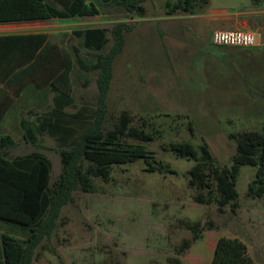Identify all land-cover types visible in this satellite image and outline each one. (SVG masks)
<instances>
[{
    "label": "trees",
    "instance_id": "trees-1",
    "mask_svg": "<svg viewBox=\"0 0 264 264\" xmlns=\"http://www.w3.org/2000/svg\"><path fill=\"white\" fill-rule=\"evenodd\" d=\"M149 0H0V24L47 22L100 15L103 8L142 18ZM257 5L261 0H250ZM209 0H174L164 3L167 14L203 13ZM132 25L116 22L110 29L87 27L67 31H29L0 34V121L16 110V99L31 100L24 120L21 139L34 149L9 157L16 146L15 138L0 134V264H34L45 243L56 236L62 224V209L72 203L74 193H93V181H108L113 165L142 160L149 172H170L145 147L159 132L146 130L150 122L135 119L127 110L113 115L107 96L113 79L116 57L126 44ZM74 37L78 43L71 44ZM83 51V55H81ZM79 68L96 74L94 108L76 107L72 72ZM88 84V81L85 82ZM38 97L51 96L47 109L35 105ZM35 106V107H34ZM73 108V112L68 109ZM23 114V108L18 111ZM189 130L193 131L191 123ZM44 137L56 143L60 172L51 181V161L42 152ZM236 152L229 167L218 165L206 143L197 148L189 142L164 146L177 157L193 160L188 171V188L195 204H215L219 212L226 206L235 213L238 208L235 189L239 169L256 167L255 178L248 186V196H264V126L261 132L243 131L230 134ZM192 236L175 250L181 255L199 239L204 224L181 221ZM208 230L213 223L206 221ZM167 264H181L169 258ZM209 264H256L238 238L219 237Z\"/></svg>",
    "mask_w": 264,
    "mask_h": 264
},
{
    "label": "rangeland",
    "instance_id": "rangeland-1",
    "mask_svg": "<svg viewBox=\"0 0 264 264\" xmlns=\"http://www.w3.org/2000/svg\"><path fill=\"white\" fill-rule=\"evenodd\" d=\"M241 1L210 0L213 6L230 12L241 10ZM160 3L161 0L147 1L144 4L146 15L161 13ZM123 19L133 27L139 24L130 19V15L107 7L99 16L12 23L0 26V32L110 29ZM147 30L148 34L136 31L127 35L125 47L114 61L107 104L113 115L127 110L135 119L149 120L146 130L156 129L159 134L144 145L170 172H149L142 160L113 165L108 181L94 179L93 193H74L72 203L62 209V224L56 236L44 242L46 248L40 251L34 264H167L169 258H179L181 264H209L215 242L222 236L238 238L253 262L264 264V196L253 198L247 194L256 167L243 165L239 169L235 186L238 210L233 213L230 206H226L219 212L215 204L204 206L193 202L188 188V171L193 160L177 157L164 148L176 142H189L197 148L204 142L215 162L229 167L236 152L235 140L229 135L261 132L263 123L232 117L229 112L203 111L204 103L190 102L186 67L171 69V62L166 63L156 52L155 32ZM69 43L76 45L78 40L71 37ZM258 61L264 63V50ZM72 77L76 107L94 108L96 74L75 68ZM172 81L181 84L175 93L170 87ZM189 123L193 131L189 130ZM13 137L18 146L8 151L9 157L34 149L24 146L20 136ZM41 142L47 147L42 152L52 164V181L61 168L56 143L49 137ZM181 221H200L204 228L199 239L177 255L175 250L181 242L192 236L180 225ZM206 221L213 223L212 230L207 229ZM1 231H5L4 226L0 227Z\"/></svg>",
    "mask_w": 264,
    "mask_h": 264
},
{
    "label": "crops",
    "instance_id": "crops-1",
    "mask_svg": "<svg viewBox=\"0 0 264 264\" xmlns=\"http://www.w3.org/2000/svg\"><path fill=\"white\" fill-rule=\"evenodd\" d=\"M166 1L168 0H161V13L148 15L145 13L142 18L130 15V19L139 24L129 33L139 31L143 34L147 31L148 34L147 29L155 32L158 56L166 63L171 62L173 70L186 67L189 101L204 103L201 110L229 112L232 117L256 119L264 126V63L258 61L261 51L264 50V0L257 5L250 0H243L241 10L236 12L217 8L209 0L207 9L198 14H167L164 10ZM127 21L123 19L118 22ZM219 29L253 31L257 35V45L215 46L211 41V34ZM73 30L76 29H68L70 32ZM2 33L15 32H0ZM170 84L174 93L181 85L176 81ZM38 93L40 92L37 91L34 103L46 110V105L51 102V96L38 97ZM25 97L29 96L18 97L16 110L7 112L0 121V132L19 137L24 132L23 121L35 118L34 115L26 114L32 101L21 99ZM21 108L23 114L18 112ZM19 138L24 146L29 145L21 136ZM17 146L18 141L12 149Z\"/></svg>",
    "mask_w": 264,
    "mask_h": 264
},
{
    "label": "built area",
    "instance_id": "built-area-1",
    "mask_svg": "<svg viewBox=\"0 0 264 264\" xmlns=\"http://www.w3.org/2000/svg\"><path fill=\"white\" fill-rule=\"evenodd\" d=\"M213 45L220 47H254L257 35L250 30H215L211 34Z\"/></svg>",
    "mask_w": 264,
    "mask_h": 264
}]
</instances>
